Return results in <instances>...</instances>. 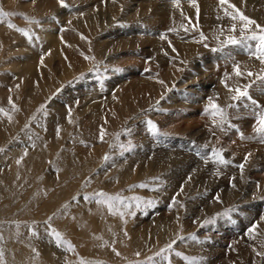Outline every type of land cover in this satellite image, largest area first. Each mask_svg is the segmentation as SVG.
Here are the masks:
<instances>
[{"label":"bare ground","instance_id":"1","mask_svg":"<svg viewBox=\"0 0 264 264\" xmlns=\"http://www.w3.org/2000/svg\"><path fill=\"white\" fill-rule=\"evenodd\" d=\"M100 1L99 9L100 7L106 8L108 12L107 16H104L105 18L98 19L86 16L83 19L78 17L80 19L70 20L66 15L72 13L73 10L79 12L77 15H83L86 12L76 8L60 11V5H53L55 9L59 10L56 11L54 9L55 12L53 11V13L57 18H61L57 25V28L61 30L59 33L48 27L46 31L42 30L44 34L41 44L38 43L39 41H35L36 39L34 40L33 37L29 38L23 35L18 28H9L8 25L0 23V66L6 65V67H0V109H4L6 113V115L0 114V144L18 128L17 120L20 118V111H17L18 109L13 110L12 105L18 103L17 100L22 98L20 101L21 111L28 115V113L30 114V109L34 108L31 105H35V102H29L28 99L30 97L28 95L33 94L37 88L40 89L41 84L47 82L49 78L47 86L49 89L47 91L41 89V92L36 96L38 97L36 103L46 100L49 90L55 89L61 83L59 80L58 82L55 81V75V78L52 76L54 73H52L51 69L53 68L49 67L51 66L50 61L52 62L51 53L60 57L59 70L63 74L61 79L59 78L61 81L73 76L76 73L75 71L88 70V68L91 69L93 66L101 67V73L104 69L108 70L106 68L108 66H115L114 69L116 67L124 69L123 72L118 70L121 74H116L115 76L111 74L109 76L111 85L106 86V92L102 89L105 92L104 94L102 92L98 94L95 89L97 86L91 85V78H88L86 82H83L84 86H82L83 88L80 91L75 93L72 88H69L64 92V96L61 98L58 96V104L53 102L52 112L50 110L48 113L46 112L48 118L45 125L36 126L32 130L38 135L41 134L38 138L32 136L34 133L27 131L17 134V140H12L14 146L10 145L14 150H8L7 153L4 152L5 154L0 153V197L4 198L3 200L12 199L15 191L26 183V179H32L40 166H42L43 170V166L47 164L45 159L51 154L50 149L54 148L58 143V140H60L59 134L61 135L65 128L64 125H66L64 118L66 109H69V107L62 110L60 108L61 103L65 102V100L71 102L81 97L80 101L84 106L82 109L83 114L81 115H86L89 122L82 123L81 133L79 131L78 134L81 137H86V139H88L87 136H92L95 133L100 134L107 124L111 127L122 126L125 127V131L130 129L133 133H136L137 130L142 129L139 117H145L146 120L151 121L155 125L157 124L159 127L164 120L169 119V124L174 125L176 130L179 131L181 129L179 118L187 117V115L195 114L198 111L201 115L199 116L200 119L206 122L205 128L207 130L206 133L198 134L201 146L204 145L202 154L207 158L213 157L212 160H204L205 162L200 164H212L214 162L213 149H217L219 152L222 151L221 155L228 161L227 164L217 163L223 170L221 173L213 174L216 170L215 168L209 173L207 186L209 188L217 187V189L220 187L225 189L227 187L226 191L230 193L238 192L242 195L248 192L250 190L248 186L253 185L241 183L243 175H245L244 170L247 168L251 170L252 168H257L256 165L264 164V149L258 148L264 146V141L254 131L252 135L250 134L251 136L247 135L251 138L250 141L248 140V144L243 140L247 138L245 137L246 134L242 136V139H236L231 134L233 125H236L235 128L242 126L241 123L244 121L242 117L246 116V113H242L241 107H246V105L244 99L239 101L232 100L231 97L235 93L229 92L225 87V83L231 88H243L246 85H252V81L264 71V65L252 56V52L255 51V41H247L246 43L235 45L226 43L229 37H235L237 40L241 39V22L239 19L232 20L230 16L225 15V10L235 15L233 10L227 8V5H220L219 0H177L176 3H173V0ZM229 3L233 4L245 17L255 21L256 26L264 27V0H229ZM68 16L71 17V15ZM115 22L121 23V26L115 27L113 25ZM125 22H129L131 25L122 26V23ZM233 24L236 25L235 32L230 31ZM256 26L251 28V25V30L247 33L256 31ZM185 28H187V31H185ZM201 34L204 37L203 41H201ZM161 36H164L165 39L162 40ZM170 44L171 47L169 46ZM173 48L175 51H173ZM213 49H216V51H213ZM46 51L51 53L48 54ZM132 53L140 55L146 62H139L138 59H134L131 56ZM75 55L81 56V59L83 57L81 61L77 62L79 63V68L74 65L69 67L70 64L68 66V63L75 59ZM236 64L240 66L241 71L245 72L242 77H237L233 74V66ZM205 65L214 67L213 71L208 74L209 68L207 69ZM72 66L75 68H72ZM161 67L163 70H160ZM146 69L148 71H145ZM249 71L254 75L251 77L247 76L246 73ZM226 75L229 77L227 80H225ZM87 77H89V74L85 78L87 79ZM158 81H163V84ZM222 81H225V83H222ZM104 85L106 84L104 83ZM256 85L259 86L258 83ZM165 94H168L166 99H164L166 103L160 104L163 110L154 109V106L159 105L158 101ZM43 95H45V99ZM9 99H11L12 104L9 103ZM210 99L226 110L227 123L218 127L213 126L212 119L205 114V108L208 106ZM26 102H29L27 103L28 108L23 107ZM258 102L264 108V101L258 100ZM247 104L249 103L247 102ZM250 104L252 106L257 105V103L253 105L252 101ZM230 105H234V107H230ZM259 108H257V112ZM23 112L21 113L23 114ZM31 113L34 114L32 111ZM163 113L164 115L161 116ZM9 115L11 120L8 119ZM160 116L162 118L156 121V117ZM26 117L28 119V116ZM41 118H45L43 113ZM23 119L21 118V121ZM238 123L239 126H237ZM42 127L46 128L43 129ZM183 130L187 131L189 127ZM45 131L48 134L43 136L42 134ZM145 132L147 133H145L146 137L142 136L141 139L151 144L147 146L148 151H150V155L147 157L149 159L145 157L137 160L132 165H124L122 163L120 166H123L122 169H117L120 172L117 175V182H125L133 178L135 175L132 173V168L135 164L141 163V161L156 162L159 167H166L167 165L172 167L174 159L180 156L179 154L166 151L168 145L162 139L160 140L157 135L150 134L148 129ZM212 132L218 135L216 137L218 138L217 140L209 135ZM197 133L199 132L196 131V134L189 135V142L194 143ZM225 136L228 138H224ZM211 139L221 141L222 147L212 145L208 149V145H211ZM189 142L186 144L179 143L177 148H185V152H177L182 155L186 152H194L189 146ZM17 143H21L25 147L19 149L20 145ZM155 145L160 147L159 152L153 151ZM174 148L169 146L170 151H176L173 150ZM255 148L260 151L254 150ZM256 153H263V156L255 155ZM69 154L71 153L67 152L66 155H58V159H56L54 168L57 171L55 173H58L57 177L59 179L63 180V177H67L69 172H73L74 164L82 162V169L86 170L89 169L88 167L94 161L93 156L90 157L91 153L87 151H83V153L76 152L74 155L71 154V156ZM245 157H247V162H245ZM129 158L135 161V158ZM18 161L19 163H17ZM241 164L244 165L243 171L238 167ZM198 165L197 163L195 167ZM235 169H237L235 178L232 177L228 182H225L224 177L227 172L229 173ZM261 178L262 181L258 186L260 188H256L255 192L257 193L258 191L260 194H264V177L261 176ZM72 185L70 182L62 183L60 196L67 189L70 190ZM58 194L57 191L50 194L51 198L46 200V204H53L59 201L58 198L60 196L58 197ZM249 200L251 199L249 198ZM94 210L101 217H105L109 213L108 208L102 204L94 205ZM59 214H61V217L58 214L53 217L54 222L62 219V213ZM82 216L84 217L83 214ZM76 217L80 218V215L76 214ZM85 217L90 219L89 214H86ZM250 217L254 218L255 216ZM103 224L101 225L102 231L104 229L110 230L109 228L112 227L109 223L107 225ZM254 224L257 225L256 229L260 231L264 227V216L260 217L259 215L258 218H255ZM68 226L69 224H66L64 228H69ZM86 232V230L82 232V239L89 240ZM105 232L107 233L108 231ZM125 238L128 239V236L124 234L118 233L115 236V241L118 245L115 247L116 254L109 252L108 248H103L98 243H89V245H84L83 248L93 255L104 256L111 261L118 262L121 259L117 253H124H122L124 248L120 245V239L123 241ZM254 239L259 240L260 238L255 236ZM82 242L85 244L84 241ZM257 243L259 242L254 243V248L258 251ZM5 246L7 264H27L25 260L31 255L32 249H34L30 235L27 234L21 236L10 235L6 240ZM2 249L4 250V248ZM46 255L47 253L45 252L41 256L43 258L41 264H57L55 257ZM244 256V253L238 254L237 260L242 262ZM256 257L257 255L250 259L254 261ZM69 263L74 264L72 261Z\"/></svg>","mask_w":264,"mask_h":264},{"label":"rangeland","instance_id":"2","mask_svg":"<svg viewBox=\"0 0 264 264\" xmlns=\"http://www.w3.org/2000/svg\"><path fill=\"white\" fill-rule=\"evenodd\" d=\"M56 2L57 0H35V2L33 0H0V11L6 14L4 17H0V23L13 25L14 28L26 32L28 34L27 37H33L34 40L36 39L35 41H39L38 43L41 44V39L47 27L58 33L61 30L57 28L58 21L61 18H57L53 13V11L58 10L53 7V5H59ZM100 2V0H65L67 6L60 7L59 10L65 11L66 9L76 8L86 12L83 15H77L79 12L73 10L72 13L68 14L71 17L66 15L70 20L78 17L83 19L86 16L96 19L105 18L104 16H107L108 11L106 8L100 7L99 9L98 5ZM120 24L113 23L115 27L121 26ZM130 25L129 22L122 23V26ZM254 26L256 25L254 24ZM254 26L252 25L250 27L254 28ZM250 34L245 33V35ZM46 52L48 54L51 53L50 51ZM131 56L134 59H138L139 62H146L140 55L132 53ZM57 57L51 53L52 62L50 61L51 66H48L53 68L51 69L52 73H54L52 76L54 77L55 75L56 82L58 80L61 82L58 84L60 86L57 85L55 89L52 88L53 90H49L50 92L47 93L46 100H41L36 103L38 100L36 96L41 92V89L44 91L49 89L47 87L49 82L48 78L47 82L41 84L40 89L37 88L33 94L28 95L30 97L28 99L29 102H35V105H31L34 108L30 107L33 109L30 110L34 114L29 111L30 114L28 113L26 115L21 111L20 101L22 98L21 100H17L18 103L14 105L15 109L20 111V113L18 112L20 118L17 120L18 128L9 138L0 144V153H7L8 150L13 151V141L17 140V134H22L24 131L34 133L32 136L38 138L41 134L38 135L35 131L33 132V128L45 125L48 118L47 113L49 110L52 112V103L56 102L58 104L59 100L57 97L59 96L61 98L64 96V92L69 88H72V91L76 93V91H80L83 88V82L91 78V85L94 87L97 86L95 88L96 92L98 94H101V92L104 94L106 92V86L111 85L109 76L111 74L115 76L116 74H121V71H124V69L119 67L114 69L115 66H108L106 67L108 70L104 69L101 73V67L93 66V68H88V70L75 71L76 73L73 76L61 81L60 79L63 74L59 70L60 57ZM74 58L76 61L69 62L68 66L70 64L69 67L74 65L77 66L76 68H79V63L77 62L81 61L83 57L81 59V56L78 57L75 55ZM74 66L72 68H75ZM210 66L205 65L207 69L209 68L207 71L208 74L214 68ZM0 67L3 68L6 65ZM160 70H163L162 67ZM88 74L89 77L86 79L85 77ZM260 75H264V71L258 76ZM260 81L256 77L252 81V85H247L248 96L251 99L242 98L245 100L246 105V107H241L242 113H246V116L242 117L244 123L242 122V126L239 128H235L236 125H233L234 127H232L233 130L231 131V134L236 139H242V136L246 134L245 137H247V140L243 139L246 144L251 139L247 135L249 134L251 136L254 131L255 113H257L258 108L252 106L250 102L255 101L259 105L258 112L264 110L261 107L263 105L258 102V100L264 101V80L262 82ZM256 83L262 86L259 87ZM254 92L256 93L253 94ZM167 95L165 94L158 101L159 105L154 106V109L158 111L163 110L160 104L166 103L164 99H166ZM43 97L45 99V95ZM81 98H76L71 102L65 100V102L61 103L60 108L62 110L69 107L65 112L66 116L64 119L66 125H64L65 123L63 124L65 126L64 131L61 135L59 134L60 140H58L54 148L50 149L51 154L46 157L47 164L43 166V170L42 166H40L38 172L35 173L32 179H26V183H24L23 187L15 191L12 199L3 200L4 198L0 197V252L3 254L2 264H7L5 254L6 240L10 235L21 236L25 234L30 235L32 243L34 244V249L30 253L31 255L25 260L27 264H41L43 259L41 256L45 252L47 253L46 256L55 257L57 264H70V261L74 264H79L80 261H83L84 264H187V261L183 259L184 257L188 258V261H198L199 264H264V257L257 256L254 261L250 259L256 255V252L253 251L255 242H259L257 243L258 251L264 252V247H261L264 244V227L260 231L256 229L255 236L259 237V240L250 239L247 234V229L254 224L255 218H258L259 215L260 217L264 216V194H260L258 191V194L255 192L256 188H260L258 186L262 181L261 176L264 177V164L256 165L257 168H252L251 170H249L250 168L244 170L245 175H243L241 183H248L253 186H248L250 190L243 195L238 192L230 193L226 191L227 187L225 189L221 187L218 189L217 187L209 188L207 186L208 174L215 170V168L216 170L213 174L221 173L223 168L216 162H212V164H200L201 162L210 160L202 154L204 145L201 146V141L198 136L203 132L206 133L207 130L205 128L206 122L200 119L199 116L201 115L197 111L195 114L179 118V125L181 126L179 131L176 130L174 125L169 124V119L164 120L160 127L156 124L158 128L157 136L168 145L166 151L180 155L174 159L172 167L169 165L159 167V165H156V162L152 163L148 162V160L141 161V163L138 165L135 164L132 168V173L135 175L133 178L125 182H117V175L120 174L117 169H122L123 166L120 167L122 163L124 165H132L137 160L145 157L149 159L147 157L150 155V151H148L147 146L151 144L141 139L142 136L146 137L145 130L147 129V122L149 120H146L145 117H139L138 119H140L139 123L142 125V129L137 130L136 133H133L130 129L125 131V127L122 126L111 127L107 124L103 130L102 139L101 132L100 134L95 133L92 136H87L88 139H86V137H81L78 134L82 128V123L89 122L86 115H81L83 114L82 109L84 107L80 101ZM29 102H26L23 107H27V103ZM42 113L45 118H41ZM163 115L164 113L161 116ZM26 116H28V119ZM161 116L156 117V121H159L162 118ZM21 118L23 119L22 121ZM170 121L174 122L173 120ZM237 126H239V123ZM187 127H189V130H187L189 132L183 130ZM42 128L45 129L46 127ZM196 131L199 133L195 135L194 143L189 142V135L196 134ZM47 134L45 131L42 135L46 136ZM209 135L216 140L218 139L216 138L218 135L214 132ZM224 138L228 137L225 136ZM187 142H189L190 145H188L194 152H186V155L178 153L177 151L185 152V148H177V145L179 143L186 144ZM144 143L147 145H143ZM17 144L20 145L19 149L25 147L21 143ZM212 145H218L221 148L222 142L211 139V145H208V149ZM156 146L153 151L159 152L160 147ZM169 146L175 147L176 149L174 148L173 150L176 151H170ZM258 148L264 149V146ZM258 148L254 150L259 152L260 150ZM83 151L91 153L90 157L93 156L94 161L88 167L89 169H82V162H78L74 164L75 168L73 172H69L68 176L66 175L67 177H63V180L59 179L57 177L58 173H55L57 171L54 168L58 155H66L67 152L74 155L76 152L83 153ZM257 154L263 156V153H256L255 155ZM129 157L135 158V161ZM197 163L199 165L195 167ZM44 170L45 172H43ZM236 175L237 169L231 170L229 173L227 172L224 181L228 182L230 178ZM65 182H70L73 185L70 190L67 189L60 196V193H62L60 187ZM55 191L59 193L57 195L58 197L60 196L58 198L59 201L47 205L46 200L50 199V194H53ZM100 192L109 196L119 195L121 199L128 201L132 205L128 209L120 208V211L125 213L123 219L119 215H112L110 213L105 217H101V215L95 212L94 205L98 204L96 201L99 199L96 194ZM85 197H88V199L85 200ZM133 197H138L141 201H151L152 206L148 207L141 204L137 208L135 207V203L130 200ZM173 197L176 200L175 204H173ZM217 197L219 201H217ZM59 213H62V219L54 222L53 217L56 214L61 217ZM76 214L80 215V218H75ZM86 214H89L90 219L85 217ZM46 221L47 223H45ZM205 221L212 222L205 223ZM102 223L106 225L109 223L112 227L109 228L110 230L104 229L103 232ZM66 224H69V228H64ZM83 229L87 231V238L89 240L82 239ZM52 230L60 233L63 241L70 242L74 247V251L69 252L63 246L58 247L56 240L49 234ZM105 231L108 232L106 233ZM118 233L128 236V239L125 238L123 241L120 239V245L124 248L122 250V253L124 252L123 254L118 253L121 261L114 262L104 256L93 255L83 248L84 245H89V243H98L103 248H108L109 252L116 254L115 247L118 245L115 241V236ZM192 237L196 239L194 240ZM169 244H172L171 249L163 252L161 256L156 255L162 249H166ZM134 246L136 247L134 248ZM176 253L180 255L177 256ZM242 253L245 256L241 262L237 260V255ZM149 258L152 259L150 260Z\"/></svg>","mask_w":264,"mask_h":264},{"label":"snow or ice","instance_id":"3","mask_svg":"<svg viewBox=\"0 0 264 264\" xmlns=\"http://www.w3.org/2000/svg\"><path fill=\"white\" fill-rule=\"evenodd\" d=\"M33 2H35V0H33ZM177 0H173V3H176ZM57 3L61 6V7H66L67 5L65 4V0H57ZM219 4L220 5H227V8H231L233 10V13H235V15H233L232 13L227 12V10H225V15L226 16H230V18L232 20H237L239 19V21L241 22V27H240V32H241V39L237 40L235 37H229V39L226 41V43H230V44H239V43H246L247 41H255V51L252 52V56H254L257 60L260 61V63L262 65H264V27H261L259 25L256 26V31H251L250 35H245V33L249 32L250 26L254 25L256 22L253 20H250L249 18L245 17L242 13H240L233 4L229 3V0H219ZM6 14L2 11H0V17H4ZM9 28H12L13 25L9 24L8 25ZM185 31H187V28H185ZM230 31L235 32L236 31V25L233 24ZM23 35L27 36L28 34L26 32H22ZM83 38V37H82ZM161 39H165L164 36H161ZM204 37L201 34V41H203ZM171 47V44L169 45ZM173 51H175V49L173 48ZM213 51H216V49H213ZM43 59V58H41ZM145 71H148V69H146ZM233 74L237 77H242L243 75H245V72L241 71L240 66L238 64L233 66ZM247 76H253L254 74L252 72H247L246 73ZM229 77L226 75L225 76V80H227ZM257 79L260 80H264V75H260L257 76ZM159 83L163 84V81H158ZM222 83H225V81H222ZM225 87L228 89L229 92H234L235 94L231 97L232 100L234 101H239L242 98H247V99H251L248 96V86H244L243 88L241 87H236V88H231L228 87V85L225 83ZM9 103L12 104L11 99H9ZM252 104L255 105L256 102L252 101ZM230 107H234V105H230ZM256 107L259 108V105H256ZM13 110H15V105H12ZM0 114H5L4 109H0ZM70 114V113H69ZM205 114L209 115L210 118L212 119L213 122V126L214 127H218L222 124L227 123V114H226V110L222 107H220L218 104L214 103L212 99L209 100V104L208 106L205 108ZM256 115V120H255V125H254V133L258 136L261 137L262 140H264V110H261L257 113H255ZM8 119L11 120V116H8ZM147 129L149 131L150 134L152 135H157L158 134V128L157 125H155L154 123H152L151 121L147 122ZM59 132V130H58ZM103 138V131L101 132V139ZM213 156H214V162L219 163V164H227L228 161H226L223 156L221 155V153L216 150L213 149ZM107 159V157H106ZM209 160H212L213 157H208ZM245 162H247V157H245ZM19 163V161L17 162ZM238 167L241 169V171H243L244 165H238ZM99 199H97V203L98 204H102L105 205L108 208V211L110 214L112 215H119L121 217V219H123L124 217V212L120 211V208L123 207L124 209H128L130 208L132 205L128 202L125 201L123 199H121L119 197V195L117 196H109L103 192L97 193L96 194ZM88 197H85V200H87ZM130 200L132 202L135 203V207L139 208L141 206V204H144L145 206L151 207L152 206V202L151 201H141L138 197H133L130 198ZM217 201H219V198L217 197ZM176 203L175 197H173V204ZM171 207V205H170ZM134 214V213H132ZM225 215H227V213H225ZM51 219V218H49ZM212 221H205V223H210ZM47 223V221L45 222ZM256 228L257 225L253 224L251 225V227H249L247 229V234L249 235L250 239H254L255 238V232H256ZM50 235L53 236V238L56 240L57 242V246H63L64 249L66 251L72 252L74 251V247L71 245L70 242L67 241H63L61 238L60 233L55 232V230H52L50 233ZM192 239H196L195 237H192ZM174 243V242H173ZM261 247H264V244L261 245ZM172 248V244H169L167 246L166 249H162L161 252H158L156 255L157 256H161L163 252L169 250ZM254 252H256V255L259 257H264V252L262 251H257L255 248L253 249ZM118 255V253H117ZM177 256H179V253H176ZM150 260L152 258H149ZM165 259H167V257H165ZM183 259H185L187 261V264H199L198 261H188V258L184 257ZM3 262V254L2 252H0V264H2ZM79 264H84L83 261H80Z\"/></svg>","mask_w":264,"mask_h":264}]
</instances>
